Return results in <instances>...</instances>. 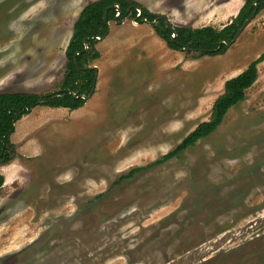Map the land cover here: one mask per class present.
Wrapping results in <instances>:
<instances>
[{
	"label": "rangeland",
	"instance_id": "1",
	"mask_svg": "<svg viewBox=\"0 0 264 264\" xmlns=\"http://www.w3.org/2000/svg\"><path fill=\"white\" fill-rule=\"evenodd\" d=\"M94 1L0 0V93H57L73 24ZM132 1L193 29H221L247 2ZM108 26L91 99L14 125L0 264H264V60L214 133L152 165L264 54V9L218 56L171 50L129 17Z\"/></svg>",
	"mask_w": 264,
	"mask_h": 264
},
{
	"label": "trees",
	"instance_id": "2",
	"mask_svg": "<svg viewBox=\"0 0 264 264\" xmlns=\"http://www.w3.org/2000/svg\"><path fill=\"white\" fill-rule=\"evenodd\" d=\"M254 0L247 2L240 8L232 21L221 29L210 26L193 29L189 27H175V37L163 20H156L153 13L142 5L132 0H97L87 4L79 13L72 28L71 42L68 44L65 57L67 59V71L63 78L60 90L57 93L34 94L24 92L0 93V165L9 163L15 157L16 152L10 137L14 132V125L24 116L30 114L37 107L49 109H68L70 111L81 108L85 101L81 97H87L95 90L96 71L87 69L90 62L99 57L95 50L97 38H105L108 34L109 21L117 24L129 17L135 23H149L155 34L163 40L171 50L187 48L186 54L196 53L198 56L223 55L237 31L244 21L254 11ZM136 5L137 10L130 6ZM117 7V10L116 8ZM264 9V0H258L257 12ZM106 12L107 22L104 21ZM118 13V17L115 15ZM157 21L156 23L154 21ZM79 68L76 67L75 64ZM264 60V54L256 62H252L238 76L225 81L222 93L217 97L211 107L209 120L200 123L190 132L180 144L167 154L155 160L152 165L166 162L177 157L184 150L194 146L212 133L222 124L229 109L241 103L245 98V91L250 88L257 79L256 63ZM130 170L127 175L121 176L117 182L133 175ZM3 177L0 175V188L3 185ZM116 182V183H117Z\"/></svg>",
	"mask_w": 264,
	"mask_h": 264
},
{
	"label": "water",
	"instance_id": "3",
	"mask_svg": "<svg viewBox=\"0 0 264 264\" xmlns=\"http://www.w3.org/2000/svg\"><path fill=\"white\" fill-rule=\"evenodd\" d=\"M257 4H258V0H254V2H253V5H254V11H253V13L250 15V17L248 18V19H246L245 21H244V23L242 24V26L239 28V30L237 31V34H236V36H235V38L231 41V43L228 45V46H231L235 41H236V39H237V37L243 32V30L253 21V19L255 18V16H256V14H257ZM116 8V10H117V7H115ZM131 8H134V9H136L137 10V12H138V14L137 15H139V13H140V8L138 7V6H136V5H133V6H130V8L127 10L128 12L130 11V9ZM118 13H116V15H115V17L117 18L118 17ZM154 16H155V19L156 20H163L164 21V24H165V26L169 29V30H171L172 32H173V34H172V38H174L175 37V33H174V27L172 26V24L168 21V18L165 16V15H162V14H154ZM155 20V21H156ZM104 21L105 22H107V17H106V12H105V15H104ZM154 21V22H155ZM104 38H97V40L98 41H101V40H103ZM70 42H71V40H70ZM69 42V43H70ZM179 51H181V52H187L188 50H187V48H181ZM75 64H76V67L77 68H79L78 67V65H77V63H76V60H75ZM87 69H94L96 72H97V68L96 67H92V66H89ZM92 95H93V92L89 95V96H87V97H81L85 102H87V101H89L90 99H91V97H92Z\"/></svg>",
	"mask_w": 264,
	"mask_h": 264
},
{
	"label": "flooded vegetation",
	"instance_id": "4",
	"mask_svg": "<svg viewBox=\"0 0 264 264\" xmlns=\"http://www.w3.org/2000/svg\"><path fill=\"white\" fill-rule=\"evenodd\" d=\"M97 79V73H96V77H95V80Z\"/></svg>",
	"mask_w": 264,
	"mask_h": 264
},
{
	"label": "crops",
	"instance_id": "5",
	"mask_svg": "<svg viewBox=\"0 0 264 264\" xmlns=\"http://www.w3.org/2000/svg\"><path fill=\"white\" fill-rule=\"evenodd\" d=\"M238 13V12H237ZM237 13L235 15H237Z\"/></svg>",
	"mask_w": 264,
	"mask_h": 264
}]
</instances>
